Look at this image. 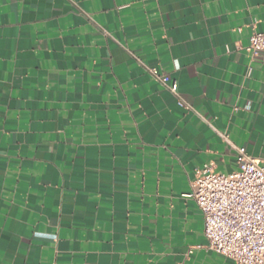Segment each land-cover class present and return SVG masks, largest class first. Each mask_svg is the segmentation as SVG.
<instances>
[{
    "label": "crops",
    "instance_id": "0c3cea01",
    "mask_svg": "<svg viewBox=\"0 0 264 264\" xmlns=\"http://www.w3.org/2000/svg\"><path fill=\"white\" fill-rule=\"evenodd\" d=\"M254 32L264 0H0V264H234L183 196L223 135L264 166Z\"/></svg>",
    "mask_w": 264,
    "mask_h": 264
},
{
    "label": "built area",
    "instance_id": "2783aa9c",
    "mask_svg": "<svg viewBox=\"0 0 264 264\" xmlns=\"http://www.w3.org/2000/svg\"><path fill=\"white\" fill-rule=\"evenodd\" d=\"M247 51L264 52V33L251 35ZM149 71L179 98L176 81L157 68ZM179 104L185 106L182 100ZM223 139L235 152L236 170L224 174L205 165L196 172L191 193L183 197L192 199L202 212L210 250L234 264H264V166L229 136Z\"/></svg>",
    "mask_w": 264,
    "mask_h": 264
}]
</instances>
